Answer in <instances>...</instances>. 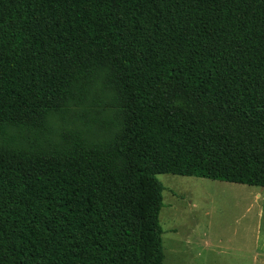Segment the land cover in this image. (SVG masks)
<instances>
[{
    "label": "trees",
    "instance_id": "16d2710c",
    "mask_svg": "<svg viewBox=\"0 0 264 264\" xmlns=\"http://www.w3.org/2000/svg\"><path fill=\"white\" fill-rule=\"evenodd\" d=\"M166 174L264 188V0H0V264H164Z\"/></svg>",
    "mask_w": 264,
    "mask_h": 264
},
{
    "label": "rangeland",
    "instance_id": "374dc122",
    "mask_svg": "<svg viewBox=\"0 0 264 264\" xmlns=\"http://www.w3.org/2000/svg\"><path fill=\"white\" fill-rule=\"evenodd\" d=\"M98 98L104 109L109 102ZM157 179L164 187V264H264V188L167 174Z\"/></svg>",
    "mask_w": 264,
    "mask_h": 264
},
{
    "label": "crops",
    "instance_id": "0c3cea01",
    "mask_svg": "<svg viewBox=\"0 0 264 264\" xmlns=\"http://www.w3.org/2000/svg\"><path fill=\"white\" fill-rule=\"evenodd\" d=\"M233 184V183H232ZM241 185V184H240ZM248 186V185H247ZM250 187H252V186H250ZM258 188H260V187H258ZM255 196H256V198H261L262 197V194L261 193H259V192H257V193H255Z\"/></svg>",
    "mask_w": 264,
    "mask_h": 264
}]
</instances>
